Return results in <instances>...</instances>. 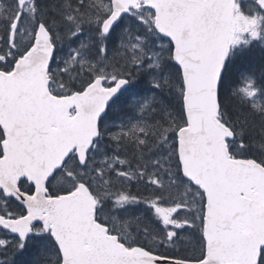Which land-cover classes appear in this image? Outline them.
Listing matches in <instances>:
<instances>
[{
	"label": "snow or ice",
	"instance_id": "6c2138e0",
	"mask_svg": "<svg viewBox=\"0 0 264 264\" xmlns=\"http://www.w3.org/2000/svg\"><path fill=\"white\" fill-rule=\"evenodd\" d=\"M0 264H264V0H0Z\"/></svg>",
	"mask_w": 264,
	"mask_h": 264
}]
</instances>
